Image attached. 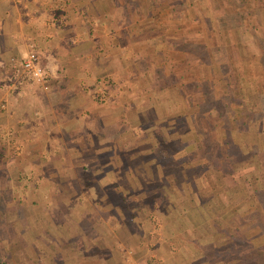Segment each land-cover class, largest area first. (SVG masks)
I'll return each instance as SVG.
<instances>
[{
  "label": "crops",
  "instance_id": "obj_1",
  "mask_svg": "<svg viewBox=\"0 0 264 264\" xmlns=\"http://www.w3.org/2000/svg\"><path fill=\"white\" fill-rule=\"evenodd\" d=\"M155 7L138 23L161 17ZM119 11L111 0H0V74L29 42L50 74L45 91L0 87V218L23 199L12 234L87 240L144 213L190 261L264 264V114L250 131L236 129L237 109L220 120L205 104L213 90L190 60L168 56L159 24L128 37ZM192 82L202 89L185 90ZM8 144L20 155L7 156ZM15 174L30 179L25 198Z\"/></svg>",
  "mask_w": 264,
  "mask_h": 264
},
{
  "label": "rangeland",
  "instance_id": "obj_2",
  "mask_svg": "<svg viewBox=\"0 0 264 264\" xmlns=\"http://www.w3.org/2000/svg\"><path fill=\"white\" fill-rule=\"evenodd\" d=\"M111 1L121 9L122 13L119 11L116 14V21L119 19L127 27L128 37L151 30L153 25L159 24L163 44L169 49L171 45L175 47L168 56L190 60L197 73L199 71L200 79L206 82L204 85L208 93L210 89L213 90L214 97L207 96L209 101L205 104L207 108L217 110L220 120L228 121V112L237 109L238 117L233 112L237 117L234 120L236 129L250 131L253 120L256 121L255 125L260 126L264 114V0ZM156 4L161 8L158 10L162 12L161 17H156V21L150 17L149 21L138 23V19L156 11ZM31 88L39 89L37 86ZM199 89H202V85L192 82L185 90L194 92ZM233 90L238 91L239 97L230 95ZM1 103L4 101L1 100ZM20 147L8 144L7 156H19ZM255 152L261 160L262 153L258 150ZM13 178L16 188L19 187L21 191L19 198H25L26 182L30 179L19 174ZM41 197L36 201L39 206L49 202L47 192L42 193ZM78 205L79 209L83 204ZM15 207V212L1 210L0 263L3 264H224L216 258L217 255H210L207 263L198 257L190 261L188 255L178 251L177 244L165 236L161 222L155 218L152 220L150 215L145 216L144 213H141L143 215L138 225L133 222L121 227L119 224L111 225L110 236L100 230H89L92 234L87 235V240L79 233L76 240H66L72 234L60 239L54 228L56 233L39 231L23 240L17 231L12 234L6 226L7 220L22 219L26 214L23 199L14 201ZM42 211H46L44 205ZM5 212L8 215L3 214ZM59 214L52 215L56 221H60ZM64 226L69 229L71 223ZM73 227L80 229V226ZM88 229L90 227L87 226ZM38 236L42 239L36 240Z\"/></svg>",
  "mask_w": 264,
  "mask_h": 264
},
{
  "label": "built area",
  "instance_id": "obj_3",
  "mask_svg": "<svg viewBox=\"0 0 264 264\" xmlns=\"http://www.w3.org/2000/svg\"><path fill=\"white\" fill-rule=\"evenodd\" d=\"M4 71L0 74V87L11 89L15 94L25 92L26 87L37 86L45 91L48 89L50 76L45 55L31 42L19 57H11ZM4 103L0 109H4Z\"/></svg>",
  "mask_w": 264,
  "mask_h": 264
},
{
  "label": "trees",
  "instance_id": "obj_4",
  "mask_svg": "<svg viewBox=\"0 0 264 264\" xmlns=\"http://www.w3.org/2000/svg\"><path fill=\"white\" fill-rule=\"evenodd\" d=\"M0 264H3V262H1Z\"/></svg>",
  "mask_w": 264,
  "mask_h": 264
}]
</instances>
